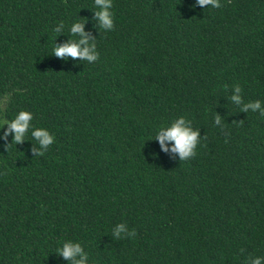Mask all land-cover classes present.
<instances>
[{
    "label": "trees",
    "instance_id": "obj_1",
    "mask_svg": "<svg viewBox=\"0 0 264 264\" xmlns=\"http://www.w3.org/2000/svg\"><path fill=\"white\" fill-rule=\"evenodd\" d=\"M110 3L0 0V264H264V0Z\"/></svg>",
    "mask_w": 264,
    "mask_h": 264
},
{
    "label": "clouds",
    "instance_id": "obj_2",
    "mask_svg": "<svg viewBox=\"0 0 264 264\" xmlns=\"http://www.w3.org/2000/svg\"><path fill=\"white\" fill-rule=\"evenodd\" d=\"M230 3L231 0H228ZM96 3L98 5L104 6V11L97 13L100 21L102 22V25L105 28H112L113 26V20L111 18V14L107 9L111 7L110 0H96ZM198 3L200 6H206V5H212L214 8H220L222 5L219 3V0H198ZM73 33H80L81 35H84L82 26L80 24L75 25L72 28ZM80 43L86 44L87 40H82ZM54 54L59 57L64 56H71L73 58L82 57L86 58L89 61H95L98 59L97 55H92L89 52L88 48L81 49L79 45L77 44H70L63 47H57L54 49ZM241 89L239 87L236 88V91L239 92ZM237 101L239 100V97H234ZM253 108L258 107V105H253ZM32 119V114L29 112L21 111L18 115V117L11 123L10 128L15 131V143L19 144L23 142L24 134L29 127V121ZM184 121L181 119L179 122L174 124L165 135H162L159 137L161 140V143L165 139L169 141L175 142V148L173 151H178L181 154V157L183 159H187L188 157H194L196 153L194 152V149L196 148L197 144V137L198 132H193L188 128L183 127ZM33 135L40 140L41 145L44 148H47L49 145L54 143L55 137L53 135H49L48 131L45 130H39L35 131ZM45 153L41 152L39 153V156H43ZM124 227L123 225L119 226V231H123ZM130 235L134 236L136 235V232L131 233ZM82 252V249L79 245H72L70 243H66L60 251V255H62L65 259H72L75 255ZM77 264H84V261H78ZM254 264H260V261L257 259Z\"/></svg>",
    "mask_w": 264,
    "mask_h": 264
}]
</instances>
